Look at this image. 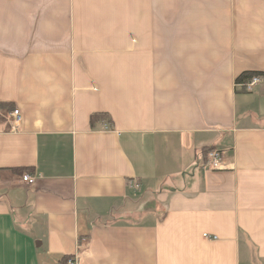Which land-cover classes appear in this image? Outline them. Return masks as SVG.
Instances as JSON below:
<instances>
[{
	"label": "crops",
	"instance_id": "0c3cea01",
	"mask_svg": "<svg viewBox=\"0 0 264 264\" xmlns=\"http://www.w3.org/2000/svg\"><path fill=\"white\" fill-rule=\"evenodd\" d=\"M6 102L0 264H264V0H0Z\"/></svg>",
	"mask_w": 264,
	"mask_h": 264
},
{
	"label": "built area",
	"instance_id": "2783aa9c",
	"mask_svg": "<svg viewBox=\"0 0 264 264\" xmlns=\"http://www.w3.org/2000/svg\"><path fill=\"white\" fill-rule=\"evenodd\" d=\"M263 80L262 75L257 74L247 79L244 82L237 83L242 90L251 92L253 91ZM13 115V125L12 129L18 130L22 124L23 116L19 108H16L12 112ZM205 164L208 165L212 169L221 170L223 169V155L217 149L210 150L205 155ZM22 180L29 184L33 185L36 182V176L31 173H24L22 176ZM207 238L217 239V236H212L208 233L204 234ZM64 264H80L79 257L77 254L70 255Z\"/></svg>",
	"mask_w": 264,
	"mask_h": 264
},
{
	"label": "trees",
	"instance_id": "16d2710c",
	"mask_svg": "<svg viewBox=\"0 0 264 264\" xmlns=\"http://www.w3.org/2000/svg\"><path fill=\"white\" fill-rule=\"evenodd\" d=\"M259 74V72H256V71H246L244 73H242L238 78H237V83H240V82H244L246 81L247 79L251 78L252 76L254 75H257ZM1 106H4V107H9L11 109H14V106L11 104V103H0V107ZM90 122H91V125L92 127L94 128L98 123H107L110 125V127H113L112 124H113V119L111 117V115L107 112H94L92 115H91V118H90ZM212 149H216L215 147L213 146H210V147H206L204 148V153L205 155ZM14 171L16 172H19V173H22L24 174L25 171H30V169L28 167H16V168H13ZM25 173H28V172H25ZM69 256H65L63 259V262L61 264H64L66 262V260L68 259Z\"/></svg>",
	"mask_w": 264,
	"mask_h": 264
}]
</instances>
